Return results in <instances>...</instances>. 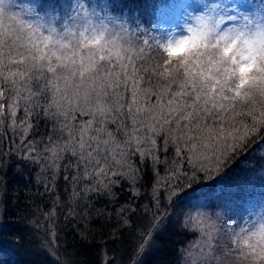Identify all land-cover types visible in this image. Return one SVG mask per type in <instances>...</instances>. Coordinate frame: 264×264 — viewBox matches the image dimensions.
<instances>
[{
	"label": "snow or ice",
	"instance_id": "6c2138e0",
	"mask_svg": "<svg viewBox=\"0 0 264 264\" xmlns=\"http://www.w3.org/2000/svg\"><path fill=\"white\" fill-rule=\"evenodd\" d=\"M22 5L0 0V145L7 140L25 163L50 169L51 181L63 169L76 204L114 198L122 181L139 196L140 165L174 151L173 163L192 171L165 162L171 179L163 192L159 180L153 186L152 219L161 209L195 212L185 224L202 238L181 264H264V201L237 222L226 211H199L212 205L192 187L202 175L237 193L264 189V155L242 163L264 132V0L175 4L191 11L171 27L165 13L145 22L122 0ZM140 249L147 255L150 244ZM33 254L36 264L49 256L44 246Z\"/></svg>",
	"mask_w": 264,
	"mask_h": 264
},
{
	"label": "trees",
	"instance_id": "16d2710c",
	"mask_svg": "<svg viewBox=\"0 0 264 264\" xmlns=\"http://www.w3.org/2000/svg\"><path fill=\"white\" fill-rule=\"evenodd\" d=\"M179 1L122 0L129 8L138 9L145 22L162 12L170 18L177 9L174 5ZM40 131H47L44 122ZM262 137L264 132L248 146L252 151L248 161L242 163L255 162L264 155ZM9 147L12 148L11 153L3 154ZM243 154L241 152L229 161L232 166L230 174L239 171L235 160ZM160 155L159 165L153 166L151 161L147 166L140 165L139 196L133 198L129 182L122 181L115 189L114 198L93 197L91 201L76 204L69 196L71 186L63 179V169L56 172V179L51 181L50 169L25 163L17 155L16 146L5 140L0 145V172L7 173L0 182V264H36L33 253L38 246H44L49 252L47 258L41 257L44 264H107L112 259H115V264H181L185 250L201 238L194 223L185 224V213L191 211L194 215L195 212L178 208L175 213L169 209L166 214L161 209V219L153 221L155 201L152 189L159 180L158 188L163 192L165 182L171 179L165 162L177 170L183 168L191 173L192 169L186 161L174 164L177 159L174 151L166 155L161 152ZM215 179L201 175L193 183L192 187L202 188L206 193L205 203L212 205L199 211H207L210 215L226 211L232 220L242 222L241 217L248 218L249 212L264 201V189L259 184L237 193L226 185H215ZM45 185L52 190H46ZM222 188L225 192L230 190L233 195L222 196ZM85 203L89 204L86 209L83 208ZM221 203L226 207H215ZM124 206L132 211L121 216L120 209ZM50 213L54 215L50 216ZM145 241L150 244L147 255L140 249Z\"/></svg>",
	"mask_w": 264,
	"mask_h": 264
},
{
	"label": "rangeland",
	"instance_id": "374dc122",
	"mask_svg": "<svg viewBox=\"0 0 264 264\" xmlns=\"http://www.w3.org/2000/svg\"><path fill=\"white\" fill-rule=\"evenodd\" d=\"M28 0H23V5H27ZM103 2V1H100ZM193 3V0H180L178 4L182 5H189ZM224 3H233V0H224ZM235 6V4H233ZM188 11H191V9L188 8H177L175 13L169 18V26L171 27L173 24H175L178 21H182L183 17L186 15ZM252 212L259 211V207L257 206L254 208V210H251ZM201 237V236H200ZM202 238V237H201ZM200 238V240H201Z\"/></svg>",
	"mask_w": 264,
	"mask_h": 264
}]
</instances>
